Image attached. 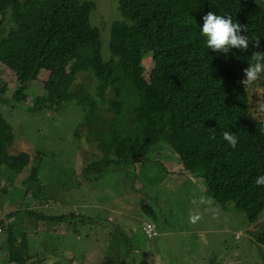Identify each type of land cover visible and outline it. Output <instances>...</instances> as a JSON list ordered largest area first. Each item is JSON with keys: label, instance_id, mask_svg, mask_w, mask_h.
<instances>
[{"label": "trees", "instance_id": "trees-1", "mask_svg": "<svg viewBox=\"0 0 264 264\" xmlns=\"http://www.w3.org/2000/svg\"><path fill=\"white\" fill-rule=\"evenodd\" d=\"M115 5L118 18L111 26L110 49L122 57L120 70L102 57L101 32L90 21L96 0H0V62L18 81L13 92L0 81V211L6 214L0 217V245L8 252V258L0 256V264H47L48 255L42 254L27 231L32 222L24 219L23 210L28 209H19L9 192L20 187L12 180L30 171L22 176L23 184L28 192L37 195L40 191V196V161L52 141L44 135L33 140L35 147L29 152L16 151L17 126L22 113L46 108L61 112L75 98L86 111L77 130L88 122L90 128L83 133L88 134V148L96 144L101 151L84 164V174L100 178L121 166L137 167L146 163L154 145L164 142L178 155L180 167L199 178L213 198L222 205L233 201L251 223H259L264 186H257L255 179L264 175V113L256 106L264 105V95L259 98L253 91L257 81L247 87L240 81L252 54L264 51V3L116 0ZM210 11L247 25L248 31L241 34L250 39L261 37L260 46L250 44L246 51L232 49L228 54L210 50L201 34L203 17ZM147 54L155 61L158 79L146 71ZM43 70L50 71L46 94L30 102L33 80ZM80 71H92L99 79L97 100L71 91ZM125 81L133 86L128 93L122 84ZM109 87L111 97L106 95ZM100 101L111 107L106 117L97 111ZM131 105L135 129L125 126L122 119ZM225 131L237 136L236 148L223 139ZM2 193H8L3 194L8 198ZM28 213L44 220L71 219ZM260 233L259 243L264 245V230ZM108 256L111 260L105 257L102 264L126 263V259ZM85 257H75V264H84Z\"/></svg>", "mask_w": 264, "mask_h": 264}, {"label": "rangeland", "instance_id": "rangeland-1", "mask_svg": "<svg viewBox=\"0 0 264 264\" xmlns=\"http://www.w3.org/2000/svg\"><path fill=\"white\" fill-rule=\"evenodd\" d=\"M258 1L264 3V0ZM96 2L98 6L90 21L100 29L103 59L119 66L120 55L110 51L111 26L118 18L116 0ZM144 64L150 75L154 62L145 58ZM83 73L89 72L82 71L79 75ZM48 76V71L43 70L38 79L33 80L37 84L31 91L30 102L44 94ZM152 76L158 79L159 73L154 72ZM95 80L97 87L99 81L96 77ZM0 81L8 84L10 92L18 86L12 70L1 62ZM122 84L126 93L133 87L129 81ZM253 91L259 98L264 95V75L257 80ZM81 94L97 100L84 90ZM107 94L111 96L112 91L108 90ZM73 100L67 102L61 112L46 108L41 112L22 113L23 119L17 126L16 151L29 152L35 147L33 140L44 135L52 142L47 156L40 161L43 163V173L40 171L39 175L40 196V191L37 195L35 191L28 192L23 184L22 176L27 177L30 171L12 180L20 187L9 195L19 209H36L55 216L73 213L71 219L60 223L37 218L23 210L24 219L30 217L32 224L28 230L25 226L22 229L30 231L42 254L48 255L45 263L75 264V257L85 255L84 264H102L105 257L110 261L108 255H112L119 260L126 259L125 264H211L210 261L264 264V245L254 240L264 230V211L259 223H251L247 213L237 209L233 201L222 205L213 198L199 178L188 173L173 176L170 169L177 168L180 160L164 142L154 145L146 163L137 167L121 166L105 171L100 178L84 174V164L93 161L101 151L96 144L88 148V134H83L89 128L88 122L77 130L85 121L86 111L76 98ZM102 106L99 102L97 111L105 116L104 108L109 104H104L103 111ZM131 107L124 110L122 119L125 126L135 129ZM256 107L264 113V105ZM33 162L38 163L34 156ZM3 194L8 193L1 194L7 199ZM5 215L0 211V217ZM146 223L154 224L158 235L149 238L143 230ZM7 253L0 245V256L8 258Z\"/></svg>", "mask_w": 264, "mask_h": 264}, {"label": "clouds", "instance_id": "clouds-1", "mask_svg": "<svg viewBox=\"0 0 264 264\" xmlns=\"http://www.w3.org/2000/svg\"><path fill=\"white\" fill-rule=\"evenodd\" d=\"M242 30L244 32H247L248 31L247 25H241L238 21L234 22L233 18L231 16H222V15H218V14L210 11L206 15H204V17H203L201 34L204 37H206L207 47L210 50L215 51L217 53L228 54L231 52L232 49H239L241 51H246L249 49L250 44H252L253 47L258 48L260 46L261 37L257 36V37L250 39L249 36L241 34ZM100 41H101V51H102V40L100 39ZM253 41H254V43H253ZM110 51H111V49H110ZM111 52L114 55H120V54L114 53L113 51H111ZM102 57H103V55H102ZM120 57H121V55H120ZM146 58H149L152 62H154V66L150 71V74L152 75V73H154L158 68L156 67V64H155V61L153 60L152 55L147 54ZM121 59H122V57H121ZM250 61H251L250 65L243 70L245 73V77L242 81H240L245 87L253 84L258 79H260L262 75H264V51L254 52L252 54V56L250 57ZM106 62H112V61L109 60ZM123 66H124V62L121 63L119 66H117L118 70H120L121 67H123ZM144 66H145V64H144ZM145 68H146V66H145ZM47 71L50 74V71L49 70H47ZM80 72H82V71H80ZM86 72H89V73H83L80 75H79V73L77 74V77H76V79H75V81L71 87V91L77 95V94H80L84 90L89 95H92L96 99H98L100 97V95H99V92L96 88V83H97V81L95 80L96 76L94 75V73L92 71H86ZM46 81H45V84H46ZM98 81H99V79H98ZM37 82H39V81H37ZM36 84L37 83H35V86H36ZM45 84H44V87H45ZM37 88L39 89L38 86H37ZM108 90H111L113 93V89L111 87H109L106 90V95L108 97H111L112 95L109 96L107 94ZM45 94H46V87H45V92L43 95H45ZM100 102H102V101H100ZM104 104H106V102H102V105H103L102 111L104 108ZM104 110L106 113V115L104 117H106L110 114V111H111L110 105L105 107ZM99 113L101 114L102 112H99ZM223 139L228 144H230L232 148H236L238 145V138L233 133H230L228 131L223 132ZM180 165L181 164L179 162V166L177 168H171L170 169V173L173 176H175L174 174H176L175 171H179V170H183L184 172L191 174L190 171L181 168ZM187 173H185V174H187ZM255 184L257 186H264V175L258 176L255 179ZM28 211H35L37 213L45 214L44 212H39L36 209H31V210L28 209ZM28 211H27V213H28ZM51 216L54 217L55 215H51ZM65 216L72 218L73 213H70V214L65 215ZM36 217L38 218V216H36ZM26 220L31 221V218L28 217ZM53 221H57V220H53ZM65 221L66 220L64 219V220L58 221V222L63 223ZM143 230L149 238H153L154 236L158 235V232L155 229V225L152 223H146L143 226ZM262 239L263 238L256 235L254 240L257 242H261ZM94 250L97 251V248H95Z\"/></svg>", "mask_w": 264, "mask_h": 264}, {"label": "crops", "instance_id": "crops-1", "mask_svg": "<svg viewBox=\"0 0 264 264\" xmlns=\"http://www.w3.org/2000/svg\"><path fill=\"white\" fill-rule=\"evenodd\" d=\"M176 172V174H179V175H185V173H187V172H184L183 170H179V171H175ZM176 174H174V175H176ZM189 175H191V174H189Z\"/></svg>", "mask_w": 264, "mask_h": 264}]
</instances>
